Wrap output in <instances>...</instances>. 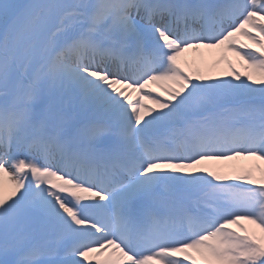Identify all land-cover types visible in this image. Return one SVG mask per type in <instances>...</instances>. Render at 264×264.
Wrapping results in <instances>:
<instances>
[{
	"label": "snow or ice",
	"instance_id": "1",
	"mask_svg": "<svg viewBox=\"0 0 264 264\" xmlns=\"http://www.w3.org/2000/svg\"><path fill=\"white\" fill-rule=\"evenodd\" d=\"M237 158L264 162V0H0V264H264V167L202 166Z\"/></svg>",
	"mask_w": 264,
	"mask_h": 264
},
{
	"label": "rangeland",
	"instance_id": "2",
	"mask_svg": "<svg viewBox=\"0 0 264 264\" xmlns=\"http://www.w3.org/2000/svg\"><path fill=\"white\" fill-rule=\"evenodd\" d=\"M240 40L243 42V40H244V38L243 37H240ZM200 51V50H199ZM219 52H220V50H217V49H213V52H212V54L210 53L209 55L211 56L210 57V61H213V63H214V60H216V59H218V57H219ZM198 53L196 52V51H188V52H186V53H184L183 55H182V57H181V64H183L184 62H187L188 61V59H189V57H190V55L191 56H193V55H197ZM235 59L237 60V62H238V58L237 57H235ZM239 68V67H238ZM225 70V66L223 65V64H219V63H217V67L215 68V72H222V71H224ZM167 84H170V82H166ZM153 86H157V85H155V84H153V85H149V88L148 89H146L145 91H148V90H151L152 91V93H153V95H156L155 93H154V90H156ZM161 99H163L162 97H160ZM144 103L146 104V105H148L149 107H152L151 106V104L146 100V101H144ZM220 162V161H218V160H210V161H208L209 162V165H211V164H216L217 162ZM231 167H232V164H230V167L226 170V171H222V170H220L221 172H223V173H227V172H230L231 171Z\"/></svg>",
	"mask_w": 264,
	"mask_h": 264
},
{
	"label": "bare ground",
	"instance_id": "3",
	"mask_svg": "<svg viewBox=\"0 0 264 264\" xmlns=\"http://www.w3.org/2000/svg\"><path fill=\"white\" fill-rule=\"evenodd\" d=\"M207 58V56H203L202 54H199L197 55V57L195 58V64L197 65V61H199V64L198 66L200 68H205V59ZM214 163L211 164V165H208V167H214ZM202 166H205V165H202ZM217 166V164L215 165V167Z\"/></svg>",
	"mask_w": 264,
	"mask_h": 264
}]
</instances>
